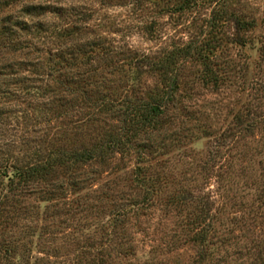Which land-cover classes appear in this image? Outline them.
<instances>
[{
    "label": "rangeland",
    "instance_id": "rangeland-1",
    "mask_svg": "<svg viewBox=\"0 0 264 264\" xmlns=\"http://www.w3.org/2000/svg\"><path fill=\"white\" fill-rule=\"evenodd\" d=\"M14 2L12 7H6L5 10L4 7L0 8L1 12H15L26 2H58L66 8L73 5L87 12L89 18L84 22L72 21L68 14L61 17L54 13H50L45 21L50 27L57 24L72 26L77 23L82 30L70 41L84 42L85 38L94 39L100 35L113 51H123L112 55L109 59L111 63L107 65L103 63L105 57L99 58L101 63L94 65L103 64V67L96 74L89 75L90 78L95 75V78L104 79L102 91L115 100L138 94L129 88L132 82L131 68L126 63L124 53L147 55L155 61L170 59V55L176 54L175 64L180 66L177 92L179 102L169 110L174 123L170 124V119L163 120L167 121L164 125L170 129L166 139L164 134L161 135L164 139L160 138L164 148L160 149L159 155L155 153L156 158L162 160V166L156 163L157 159L154 160V171L172 175L174 182L155 197L152 208L140 216V225H134L131 229L137 251L133 258L125 259L122 263H264V0H200L184 10L174 9L179 0ZM220 8L227 10L230 19L220 20L224 41L216 49L215 57L211 56L212 69L223 78L216 83L211 79V73L207 72L208 61L191 60L183 52L177 55L175 51L194 40H202L205 35L203 30L208 31V22ZM234 18L251 23L246 28H238ZM44 37L32 39L29 35L27 41L34 42L45 50L52 49L54 44L48 33ZM237 38L241 40L236 41ZM16 53L18 54H9L10 58H18L15 62L33 58L24 53ZM26 68L22 74L28 72ZM90 68L83 66L81 70L87 71ZM140 73L139 87L142 95L147 90L163 87V80L158 73L145 66H140ZM95 86L96 84L89 88L90 93L96 91ZM43 101L46 102V98ZM31 102L24 100L22 106L28 108L30 114H34L37 107L29 106ZM32 104L37 106L35 102ZM60 109L64 111L63 116L56 117L57 111H54L50 117L52 121L45 124L48 125L46 128L50 134L39 130L40 126L27 123H20L23 127L21 130L20 127L17 128V121L13 116L2 119L6 138L14 142L11 146L16 143L12 150L22 155L31 149L34 152L38 147L46 152L53 147V143L69 147L80 146L82 143L90 146L105 134L120 132L119 117L112 118L107 112L97 113L94 124H85L77 129L73 125L79 124L81 118L85 119L87 112H95L96 109L86 108L79 113L78 105L57 110ZM238 117H242L244 121L241 127L238 125ZM251 121H254L255 126L247 129V124ZM62 122L72 124L68 129L65 128L69 139L63 142L61 135L64 131L60 127ZM20 133L27 137L26 141L19 139ZM141 135L143 138L146 134ZM43 136L45 142L42 141ZM136 164L134 153H110L105 161L95 166L99 172L95 177L96 185L93 184L91 188L109 185L118 191L132 193L131 177ZM186 178L191 182L184 186L187 187L184 192L188 197L187 201L176 204L175 194L181 190ZM10 196L2 206L6 216L16 218L15 221L24 217L27 225L36 230L35 242L40 239V234L46 240L42 246L38 245L34 249V259L42 258L40 261L45 263L49 259L51 262L46 264L63 263V260L74 263L79 257L91 261L90 250L86 248V234L76 232L74 226L78 220L85 227L88 222L92 224L89 230L96 237L103 238V241L111 237L115 239L114 245L118 242V238L110 233L112 230L103 229L108 233L101 230L102 224L98 225L97 232L94 229L96 221H105L108 216L101 215L98 209L81 212L75 217L67 212L68 207L80 204H65L69 203L70 198L74 200L73 195L61 202V208L51 204L49 207L53 210L50 214L44 213L47 209L43 207L47 203H41L38 195L32 196L30 200L20 199V195ZM83 202L85 198H82L81 203ZM40 204L43 205L41 209L36 207ZM201 208L206 213L205 220L197 224L190 223ZM39 212L40 219L35 217ZM87 213L89 218L81 220V217L87 218ZM15 221L13 227L19 222ZM21 223L23 221L19 224ZM18 227L11 229L10 234L14 235ZM9 228L4 230L8 231ZM2 231L3 229L0 233ZM198 236L206 238V242Z\"/></svg>",
    "mask_w": 264,
    "mask_h": 264
},
{
    "label": "trees",
    "instance_id": "trees-1",
    "mask_svg": "<svg viewBox=\"0 0 264 264\" xmlns=\"http://www.w3.org/2000/svg\"><path fill=\"white\" fill-rule=\"evenodd\" d=\"M0 1V8L12 7L14 0ZM163 1V0H160ZM200 0H179L174 9H188ZM60 5V6H59ZM64 7L63 5L53 4L51 2H26L23 3L15 12L2 13L0 9V262L7 264H46L51 261L42 262L36 257L34 259L33 251L38 245H43L42 234L40 239L35 242L36 230L28 226L26 219L16 224L17 232L10 234V230L16 227L13 223L15 219L7 217L5 208L2 207L5 201L12 196H19L20 199L30 200L32 196H39L40 202H45L43 208L45 214L52 211L51 204L59 205L66 201L71 195L69 203L79 202L75 207H68L67 212L75 217L81 212H91L98 209L101 215H108L106 220H99L95 223L97 232L100 227L110 233L118 240L114 245L115 239L95 236L93 231L89 230L92 224L88 222L87 227L80 220L75 223L76 232L84 233L87 241L86 248L90 250L91 261L83 260L79 257L77 262H58V264H123V260L133 258L136 254L134 236L131 229L133 226L140 225V216L153 206L155 197L164 192L174 182L172 175L164 172L158 173L154 169V160L160 149H163L161 139L167 138L170 127L164 125L170 119V124L174 123L172 115L169 113L171 106H177V92L179 90V71L175 56L170 55V59L155 61L147 55L125 54L126 63L130 66V87L138 92L132 96H125L121 100H115L102 91L104 79L92 78L89 75L99 72L103 64L94 65L99 62V58L105 57V65L111 63L109 59L115 53L123 51H113L107 44L105 38L100 35L94 39L85 38L84 42L70 41L75 35L79 34L82 28L76 23L74 25L60 26L47 24L45 19L51 14L63 17L68 14L70 19L76 22H84L89 18L85 11L77 9L76 6ZM230 14L226 9L216 10L211 20L208 22V31L204 29L202 40H194L182 48H178L177 55L183 52L191 60L203 59L206 62L207 72L211 73V79L218 83L223 80L212 69V55H216V49H219L224 41L221 34L220 20H228ZM233 17V16H232ZM238 28H246L250 21L234 18ZM52 39L54 47L49 50L42 49L34 42H28L27 37L32 39H43L44 36ZM51 37V38H50ZM45 38V37H44ZM237 38L236 41H240ZM34 43V44H33ZM56 45V47H55ZM25 54L31 59H22V62H15L18 58H10L9 54ZM109 56V57H108ZM185 57V58H186ZM20 59V58H19ZM96 61V62H94ZM98 61V62H97ZM91 67L87 71H82V67ZM140 66H145L150 71L158 73L163 80L161 89H150L142 95L139 87ZM27 67V73L22 71ZM29 68V69H28ZM88 75V76H86ZM129 76V75H128ZM93 83L92 85L90 83ZM138 83V84H137ZM96 91L90 93L89 88L95 85ZM124 88L126 86L123 85ZM46 98V102L43 101ZM29 100L37 104H31L36 108L34 114L22 106L24 100ZM78 105L77 112H83L86 108H95V112H87L86 118H81L79 124H74V128H81L85 124H94L97 120L96 114H111L112 118L119 117L120 132L105 134V136L95 141L92 145L81 144L80 146L69 147V145H54L46 152L41 147L25 152L12 150V142L6 138L5 127L2 119L16 118L17 128L20 123L27 125L40 126L39 130L45 134H50L46 128L52 119L50 118L54 111L56 117L63 116V112L57 110L74 108ZM63 109V108H62ZM83 109V110H82ZM78 116V115H77ZM166 118V122L163 120ZM238 125L241 127L244 123L243 118H237ZM253 120V119H252ZM77 121H73L76 123ZM167 123V125L169 124ZM63 123V122H62ZM45 125V126H44ZM72 125L61 124L62 131ZM247 129L254 127V121L248 122ZM44 126V127H43ZM47 132V133H46ZM142 133L146 134L142 138ZM164 136L161 137V135ZM63 141H68V134L63 132L61 135ZM19 139L26 141L27 137L19 134ZM161 138V139H160ZM18 139V138H17ZM41 139V138H40ZM42 141L45 142L44 136ZM56 141V140H54ZM16 142V140H15ZM28 142V141H27ZM51 142V141H50ZM166 147V146H165ZM158 149V150H156ZM136 154L137 164L133 167V177H131L132 193H126L107 187L91 188L96 185V178L99 165L110 153ZM153 160V161H152ZM156 163L162 166V160L157 159ZM96 177V178H95ZM185 184L180 187V191L175 194L174 202L184 203L187 201V195L184 193L191 182L184 179ZM183 180V181H184ZM105 185V184H103ZM106 186V185H105ZM70 195V196H69ZM18 197V201H19ZM82 198L85 202L81 203ZM21 201V200H20ZM23 201V200H22ZM87 202V205H85ZM43 205H37L39 209ZM199 208V207H198ZM74 213V214H73ZM85 219L87 220L89 213ZM206 213L204 209L198 210V214L190 223L197 224L205 220ZM49 216V215H48ZM40 219V212L35 216ZM15 221V222H16ZM23 221V224H19ZM134 221V222H133ZM82 222V221H81ZM5 224L7 226H5ZM11 224V226H8ZM78 225V226H77ZM4 230L5 228H8ZM110 227V229L108 228ZM141 227V226H140ZM108 229V230H107ZM88 231V232H85ZM95 232V231H94ZM115 232V235H114ZM108 233V232H104ZM16 234V235H15ZM110 235V234H108ZM111 236V235H110ZM199 237V236H198ZM203 239L204 243L206 238ZM194 240H197L194 237ZM264 264V263H262Z\"/></svg>",
    "mask_w": 264,
    "mask_h": 264
}]
</instances>
